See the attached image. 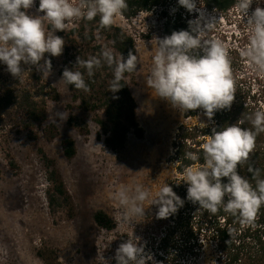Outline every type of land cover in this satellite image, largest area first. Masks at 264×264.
<instances>
[{
	"label": "rangeland",
	"instance_id": "374dc122",
	"mask_svg": "<svg viewBox=\"0 0 264 264\" xmlns=\"http://www.w3.org/2000/svg\"><path fill=\"white\" fill-rule=\"evenodd\" d=\"M262 1L253 0L249 15L258 4L264 8ZM37 7L35 4L29 12L36 14ZM178 7L172 1L168 7L142 11L130 20L122 15L115 19L136 38L138 67L126 79L143 130L141 136L130 131L123 149L113 150L106 142L105 131L96 121L97 114L103 116V112L84 109L61 81L65 46L63 54L54 57L51 74L46 76L60 94L57 101L48 102L46 120L26 129L11 125L10 119L11 124L0 130V264H106L101 256L108 264H116V249L132 236L139 237L145 253L151 255L147 264H216L215 245L205 231L194 230L198 240L188 239L187 232L197 224L198 216L192 218L181 207L174 215L158 219L157 206L151 205L160 188L183 177L170 157L181 127L213 124L202 109L180 112L172 108L146 84L158 50L157 39L168 36L166 18L174 17ZM201 14L205 21L218 20L204 38L219 39L228 51L235 81L233 102L264 110V75L253 72L241 55L249 41L247 19L238 8L223 19L198 11L188 12V17L196 20ZM45 29L50 30L47 23ZM59 32L55 34L61 37ZM21 67L27 65L22 63ZM7 74L6 65L0 63V77ZM58 113H64L63 120ZM72 116L79 125L70 123ZM82 124L88 126L89 134L80 132L78 126ZM65 138L76 142L77 154L72 159L64 154ZM51 170L58 171L71 199L56 211L50 208L47 194L53 187ZM136 184L149 192L143 203L145 216L124 222L113 193L120 186ZM99 210L114 220V229L96 223L94 214Z\"/></svg>",
	"mask_w": 264,
	"mask_h": 264
},
{
	"label": "clouds",
	"instance_id": "9594fccd",
	"mask_svg": "<svg viewBox=\"0 0 264 264\" xmlns=\"http://www.w3.org/2000/svg\"><path fill=\"white\" fill-rule=\"evenodd\" d=\"M35 4L36 0H0V63L6 65V71L17 80L26 72L22 63L35 66L42 76L51 74V59L45 54L51 57L63 54L65 40L55 33L65 31L69 23L93 21L99 17V28L110 29L116 17L129 7L127 0H39L36 14H32L29 10ZM178 4L190 13L198 11L197 0H178ZM252 4L253 0H236L235 4L250 29L249 42L241 55L253 72L264 75V8L258 4L249 15ZM217 21L215 18L205 21L201 14L189 21V30L173 31L157 39L158 50L146 80L147 86L172 108L180 112L202 109L209 120L218 111L230 110L235 99L233 69L225 45L219 39L204 38ZM45 23L50 25V30L46 31ZM104 66L112 70L108 91L116 93L124 86L125 73L137 69L138 56L131 50L126 58L122 54L117 56L111 48L104 47L98 55L87 59L77 56L72 69L64 68L61 81L87 93L90 86L85 76L92 78ZM57 115L64 119V113ZM245 123L251 128L241 127ZM262 132L264 110L242 116L235 124L219 130L213 127L209 139L201 146L203 164L184 170L187 200L198 203L200 209L211 215L222 209L242 226H255L257 213L264 206V178H261V169L249 165L248 171L255 181L253 187L239 174L238 166L249 160L256 137ZM184 157L193 162L201 158L200 153L192 151L185 152ZM113 198L121 206L124 222H134L145 216L143 203L149 198V192L142 185L120 186ZM184 202L165 184L151 205L157 206L156 217L165 219L177 213ZM228 233L232 235L231 230ZM139 240L132 236L120 243L114 256L116 264H147L152 260ZM101 259L108 264L103 256Z\"/></svg>",
	"mask_w": 264,
	"mask_h": 264
},
{
	"label": "trees",
	"instance_id": "16d2710c",
	"mask_svg": "<svg viewBox=\"0 0 264 264\" xmlns=\"http://www.w3.org/2000/svg\"><path fill=\"white\" fill-rule=\"evenodd\" d=\"M178 4V0H127L128 10L123 13V17L130 20L142 11H150L158 6L168 7ZM210 10H216L227 14L233 10L236 0H200ZM264 4V0L262 1ZM37 6L39 0H36ZM180 7V8H179ZM176 14L167 17L165 30L167 35L173 31L189 30L188 12L179 6ZM99 17L93 21L76 20L68 24L65 31H60V35L65 40V67L72 69L75 65L77 56L87 59L90 56L98 55L102 48L109 47L119 56L125 58L131 50L137 55L136 38L125 27L114 23L110 29H100L98 25ZM50 27V25H49ZM46 58L51 59L52 67L55 64L54 57L45 54ZM24 69V68H23ZM26 72L20 80L15 79L10 73L3 78L0 77V130L7 124L22 126L26 129L42 124L47 118V106L50 100L57 101L60 94L42 73L37 71L35 66L27 65ZM83 71V70H82ZM132 73H125L122 81L124 85L118 92L112 93L109 90V81L112 77V70L107 66L98 69L92 78L85 76L90 86V91L85 93L76 90L68 85L74 93V98L79 100L82 107L97 113L96 121L105 131L106 142L113 150H120L126 146L127 136L130 131L141 136L143 130L137 121V104L130 89L127 77ZM116 97V98H114ZM254 107L242 102H233L230 110H221L215 113L212 118L213 124L206 127L183 126L180 129L178 138L174 141V151L171 159L178 164L177 170L183 174L186 167H199L203 164L202 145L207 142L211 130L235 124L242 116L255 112ZM70 123L79 125L77 118L71 117ZM80 132L89 134L86 124L78 126ZM241 127L251 128L249 123ZM64 154L72 159L77 154L76 142L72 138H65L62 142ZM192 151L200 153V160L190 161L185 159L184 153ZM15 167L14 161L11 162ZM50 163V162H49ZM249 165L261 169V178H264V132L256 137L255 148L250 153L249 160L238 166V172L242 177L248 179L253 187L255 181L252 173L248 171ZM49 179L53 187L48 190V202L53 211L59 207L70 203V195L67 192L63 181L59 177L57 170L49 172ZM170 186L173 191L183 199V209L187 210L192 218L198 216L196 225H192L187 232L189 241H196V232L205 231V236L212 240L216 249V264H264V206L257 213L255 226L241 225L238 220L222 209L215 215L200 209L199 204H193L187 200V184L181 180L172 182ZM179 208L178 211H180ZM96 223L104 229L115 228L114 220L103 210L96 211L94 214ZM232 231L230 236L228 231ZM197 243V242H196ZM199 244V243H198ZM197 244V245H198ZM196 245V244H195ZM201 246V244H199Z\"/></svg>",
	"mask_w": 264,
	"mask_h": 264
},
{
	"label": "built area",
	"instance_id": "2783aa9c",
	"mask_svg": "<svg viewBox=\"0 0 264 264\" xmlns=\"http://www.w3.org/2000/svg\"><path fill=\"white\" fill-rule=\"evenodd\" d=\"M197 1H200V0H197ZM198 8V12H204V13H206V15H208V16H211V17H213V16H218V18H225V16H227V14L228 13H230V12H228L227 14H224V13H222V12H218V11H216V10H210L209 8H207V6H205L203 3H201V1H200V5L197 7ZM235 9H237V8H234L233 10H235ZM235 27H237V26H235ZM247 29V28H246ZM247 32L245 33L246 35H248V37H249V35H250V31H248V29L246 30ZM235 42L237 43V40H235ZM249 42V41H248ZM248 42L244 45V48H245V46L248 44Z\"/></svg>",
	"mask_w": 264,
	"mask_h": 264
}]
</instances>
